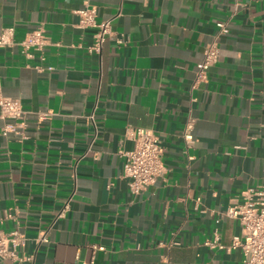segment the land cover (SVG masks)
Wrapping results in <instances>:
<instances>
[{
	"label": "crops",
	"instance_id": "0c3cea01",
	"mask_svg": "<svg viewBox=\"0 0 264 264\" xmlns=\"http://www.w3.org/2000/svg\"><path fill=\"white\" fill-rule=\"evenodd\" d=\"M86 6L111 23L99 53ZM223 22L220 61L196 82ZM12 27L0 92L24 116L0 110V232L24 234L30 260L0 264H242L218 245L241 234L226 211L264 185V0H0V34ZM38 28L47 45L24 52ZM140 128L167 171L136 196L124 164Z\"/></svg>",
	"mask_w": 264,
	"mask_h": 264
},
{
	"label": "built area",
	"instance_id": "2783aa9c",
	"mask_svg": "<svg viewBox=\"0 0 264 264\" xmlns=\"http://www.w3.org/2000/svg\"><path fill=\"white\" fill-rule=\"evenodd\" d=\"M79 16V27L81 29H97L94 35V42L87 48L90 53H99L103 43L111 34L110 21H97V9L86 6L77 11ZM228 23L223 22L218 25V31L212 42L204 51L202 60L197 64L196 82L205 81L211 67L220 61V38L228 32ZM14 28H7L0 34V47H11L15 45ZM123 43L122 40L119 41ZM45 31L38 28L29 33L27 38L20 44L24 52L36 48L42 51L47 45ZM0 110L4 118L19 121L24 116L22 105L18 100L5 97L0 92ZM49 112L43 113L41 119H49ZM194 118L189 117L184 131L183 138L188 146L194 142L193 129ZM11 130L15 126H9ZM7 130V129H6ZM134 133V149L125 153L124 176L129 180V188L133 195H140L150 186L154 185L160 178H163L167 168L164 161V148L158 135L151 129H136ZM230 218L237 219L241 227V234L234 238L229 247L218 245L227 251L241 250L243 254L242 264H264V185H259L255 189H249L242 195V201L236 203L226 211ZM217 240V239H216ZM207 242L212 247H216V242ZM41 242H48L45 236ZM27 237L13 231L11 233L0 232V260H10L13 262H24L30 260L23 255ZM94 250H103V247L94 245ZM88 264H95V257H92Z\"/></svg>",
	"mask_w": 264,
	"mask_h": 264
}]
</instances>
